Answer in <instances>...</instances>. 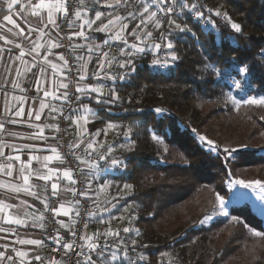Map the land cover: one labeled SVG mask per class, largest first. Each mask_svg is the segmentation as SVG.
Segmentation results:
<instances>
[{
    "label": "trees",
    "instance_id": "trees-1",
    "mask_svg": "<svg viewBox=\"0 0 264 264\" xmlns=\"http://www.w3.org/2000/svg\"><path fill=\"white\" fill-rule=\"evenodd\" d=\"M178 2L197 3L218 31L187 16L176 17L175 29L159 17L164 31L150 41L168 40L174 61L162 69L145 53L125 68L132 72L118 85L113 118L131 132L132 146L122 152L125 168L115 179L117 191L124 184L131 190L121 200L130 206L125 225L133 245L130 258L114 264H264V222L250 205L199 226L214 197L229 195L231 179L264 181V111L233 110L227 99V78L240 67L264 97V0ZM216 67L227 68L220 76Z\"/></svg>",
    "mask_w": 264,
    "mask_h": 264
},
{
    "label": "crops",
    "instance_id": "crops-1",
    "mask_svg": "<svg viewBox=\"0 0 264 264\" xmlns=\"http://www.w3.org/2000/svg\"><path fill=\"white\" fill-rule=\"evenodd\" d=\"M65 4L66 0H0V264H30L42 255L47 183L58 198L61 236L72 229V179L54 139L56 115L67 92L57 30ZM151 9L154 5L147 0H83L71 31L81 96L79 110L70 117L73 141L83 156L108 150L105 162L83 159L88 197L100 207L88 226L86 243L94 235L128 230L123 220H115L129 210L121 198L131 190L124 184L117 191L115 178L124 171L120 156L131 148L132 134L113 118L122 97L118 85L123 80H117V73L127 65L104 52L103 45L115 41L127 49L138 39L145 47L161 48L151 37L132 32L134 23ZM125 248H109L103 264L130 258L131 251L122 252ZM55 263L64 264L63 257Z\"/></svg>",
    "mask_w": 264,
    "mask_h": 264
},
{
    "label": "built area",
    "instance_id": "built-area-1",
    "mask_svg": "<svg viewBox=\"0 0 264 264\" xmlns=\"http://www.w3.org/2000/svg\"><path fill=\"white\" fill-rule=\"evenodd\" d=\"M153 1L158 5L157 9H155L156 16L164 20L172 16H187L191 20L199 21L205 28L218 31L217 26L213 25L210 18H205L201 15L197 3L187 4L178 2V0ZM82 2L83 0H66L65 9L60 16L57 28L58 44L65 61L67 92L66 100L56 115L57 128L54 139L62 164L72 179V193L69 200L74 209V220L69 235L66 237L61 236V226L56 214L58 198L50 183H47L44 187L46 207L42 216L44 235L41 248L42 255L30 264H57L55 263L57 257H63L64 264H90L91 262L103 264L104 252L117 245L126 246L122 252L130 253V245L127 242L125 229H121L114 235H94L89 243H86L85 240L88 226L93 217L100 211V207L92 203L88 197V180L83 159L90 163L105 162L108 157V150L107 147H104L100 151L83 156L81 150L75 146L71 134L70 117L79 110L81 102L78 90L80 65L73 49L74 43L71 38V31ZM103 51L127 66L132 65L145 53L153 60H159L157 59L158 56L156 57L151 51L141 52L134 48L125 49L115 41L106 42L103 45ZM162 67V65H159V68ZM125 68L117 73L118 81L121 79L124 81L132 72V70H126ZM162 263L165 264L164 261Z\"/></svg>",
    "mask_w": 264,
    "mask_h": 264
},
{
    "label": "rangeland",
    "instance_id": "rangeland-1",
    "mask_svg": "<svg viewBox=\"0 0 264 264\" xmlns=\"http://www.w3.org/2000/svg\"><path fill=\"white\" fill-rule=\"evenodd\" d=\"M176 20V17L172 16L165 19L164 22H167V25H171L175 29H178L179 26L176 23ZM139 21L135 22L132 28V32L135 36L141 35L142 38L146 37L145 39H148L149 37H152L154 32H156L157 30H163L162 23L159 21V17H156L155 10L151 9V11L148 10L146 13H143ZM167 25L165 24V26ZM167 36H169V34H167ZM164 38H166L165 33ZM151 45L153 48L145 47L138 42V39H135L129 48H134L141 52L151 51L156 57L158 56V65L161 64L163 66V69L167 67L168 64L174 61L173 53L168 47V40L166 41V43H162L161 48H158V46H154L155 44ZM158 45H160V43H158ZM226 68L227 67H216L218 75L221 76L222 73L220 72L225 70ZM231 71H234V69ZM227 80L232 87L227 99L231 103L233 110H237L240 107H251L258 111H264V97L256 95L255 90L249 88L250 83L247 79L246 68H238V74H233V72H231V75L227 78ZM227 118L231 122L237 121L236 116L229 115ZM222 130V126L220 128L214 127L213 133H221ZM226 130L229 131L228 127L224 126V132H226ZM154 139L163 150L167 149V146L163 142V140H158L155 137ZM199 141L209 149L214 147V143L209 141L205 137H199ZM228 188L230 193L227 197L220 195L214 197L213 205L207 209L205 217L203 218L199 226L208 227L216 219L225 218L226 216H228L231 207L244 204L250 205L256 215L262 218L264 222V181L258 179L251 181H247L241 178L231 179L228 183ZM126 213L127 212H124L121 217L115 220L116 224H119L123 220L122 227H125L124 224L126 223ZM255 232L256 231L252 230L253 234H255Z\"/></svg>",
    "mask_w": 264,
    "mask_h": 264
}]
</instances>
